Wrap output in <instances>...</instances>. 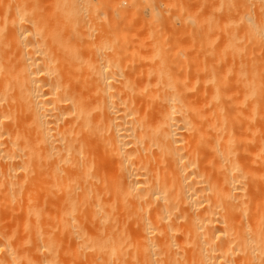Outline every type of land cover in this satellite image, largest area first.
<instances>
[{"label":"bare ground","instance_id":"1","mask_svg":"<svg viewBox=\"0 0 264 264\" xmlns=\"http://www.w3.org/2000/svg\"><path fill=\"white\" fill-rule=\"evenodd\" d=\"M117 1L109 13L104 0H0V264H264V0L255 15L240 0V34L225 12L238 0H198L200 16L181 0L197 34L182 12L175 32L169 3ZM140 25L159 38L127 42ZM188 30L209 91L185 86ZM245 42L262 78L226 66ZM156 57L155 82L120 72Z\"/></svg>","mask_w":264,"mask_h":264},{"label":"rangeland","instance_id":"2","mask_svg":"<svg viewBox=\"0 0 264 264\" xmlns=\"http://www.w3.org/2000/svg\"><path fill=\"white\" fill-rule=\"evenodd\" d=\"M104 1L107 2V3H106V5L108 6L107 8H109V7L111 8V5H112V7H113L114 4L119 8V6L117 5L118 3H116L117 0H116V1L113 0L114 2H113L112 0H104ZM118 1H119V0H118ZM118 1H117V2H118ZM122 1H123V2H122ZM155 1H156V3H155V2H154V3H155L157 6H161V8H162L163 4L165 5V4H168V3H169L168 6L171 5V6H169V7H168V6H166V7L163 6V7H165V8H163V9H166V14H168V12H170V13L172 12V13H173L172 15L169 13V14L171 15V16H170V19H172L171 21H172V23H175V24H173V25H176V27H177L178 24L181 25V24H180L181 19H180V16H179V15L181 14L180 12H182L185 16L182 14L183 17L181 16V18L186 19V20L188 21L189 26H188V25H187V26L190 27V28H189L190 30H191L192 26L194 25V26H193V29L195 28V29H194V30H195V33H194V30L192 29L194 34H197V33L199 32L198 30H200V29H197L196 24L194 23V20L192 19V18H194V15H195V13H194V14L192 13V10H193L192 6L195 5V4H192V3H196V1H197L196 5H195V6H196L195 9L197 8L196 12L199 11V13L197 12L198 15H199V14L201 15V11H200V10H203L204 8H205V9H204V11H202V15L206 14L205 12L207 11V7H210V6H208L209 3H207V2H202V1H199V3L201 4V2H202V4H201V5L199 4V6H197V4H198V0H196V1H195V0H192V1H193L192 3H191V0H188V2L190 1L189 4H188L187 2L185 3L186 0H185V1L182 0V1H184L183 4H182L181 0H176V1H175V0H172L173 2H172L171 0H169V2H165V1H168V0H164V1L162 0L163 3H162L161 0H158V1L155 0ZM174 1H175V2H174ZM178 1H179V2H178ZM203 1H205V0H203ZM206 1H207V0H206ZM208 1H211L212 3H211V2H210V3H211L213 6H216L219 0H216V1H215V0H213V1H212V0H208ZM246 1H247V2H246ZM246 1H245V0L242 1L243 6H244V7H248V6L250 7L251 5H253V6L250 7V8H252V10H254V11H252V12H254L253 15H255V13H256L255 11L257 10L256 7H255L256 4H253V2H250V1H252V0H249V1L246 0ZM126 2L129 4V3L131 2V0H130V2H129V0H127ZM159 2H160V3H159ZM164 2H165V3H164ZM170 2H172L173 5L170 4ZM213 2H214V3H213ZM235 2H236V3H235ZM235 2H234V3L232 2L233 4H235V5L232 4L234 7L230 4V5H231V6H229L230 9H228V10H230V11H225V10L222 11V12H224V11L227 12V13H226V14H227L226 16H228L229 14L234 13L232 16H233V18H235V14L238 15V13H239V15H240L241 12H242V13L244 12V9H247V11H248V8H244V7H242V5L240 4V2H241L240 0H238V4H237V1H235ZM244 2H245V4H244ZM249 2L252 3V4H250ZM121 3H124V0H121V2H119V4H121ZM177 3L179 4V8H180V9L177 8V7H178V4H177ZM190 3L192 4V5L190 6V7L192 8V10L190 9V10H191V11H190V14H193L192 17H190L191 15H188V14H189V11H188L187 9H185V8H187V7L182 8V7H183L182 5L186 6V4H187V5H190ZM203 3H204V4H203ZM109 4H110V5H109ZM125 4H126V3H125ZM128 4H127V5H128ZM159 4H160V5H159ZM175 4H177V6H176ZM181 4H182V5H181ZM206 4H207V5H206ZM211 4H210V5H211ZM115 5H114V6H115ZM121 5H123V4H121ZM236 5H237V6L241 5L242 8H241L240 6L237 7ZM254 5H255V6H254ZM124 6L126 7V5H124ZM128 6H129V5H128ZM128 6H127V7H128ZM172 6H173V7H172ZM174 6H176V7H174ZM181 6H182V7H181ZM202 6H203V7H202ZM213 6H212L211 9H213L214 11H215V10H219V12H221L222 9H217L216 7H215V9H214ZM141 7H142V6H141ZM188 7H189V6H188ZM198 7H199V8H198ZM201 7H202L203 9H200ZM110 8L108 9V10H109V13H111ZM129 8H130V6H129ZM168 8H170V10H171V9L173 10V8H174V9L177 8V10L179 9L180 11H178V12H176L177 10H175V11H174V10H173V11H172V10H171V11L169 10V11H168ZM181 8H182V9H181ZM225 8H226V7H225ZM225 8H224V9H225ZM233 8H236V9H235L236 11H232V10H234ZM240 8L242 9V11H241ZM250 8H249V10H250ZM253 8H254V9H253ZM127 9H128V8H126V10H127ZM155 9H156V12H157L159 18H160V16H161V18H162V14H163V13L161 14V12H158L159 10L157 9L156 6H155ZM183 9L186 10V11H182ZM195 9H194V11H195ZM208 9H209L208 12L211 14V16H212V14H213L214 16H212V17H214L215 19H216L217 17H218V19H219V15H221V14L224 16L223 13H221V14H219V15H218V13H215V14H214V13H213V12H214L213 10H210V8H208ZM237 9H238L239 11H238ZM128 10H129V9H128ZM226 10H227V9H226ZM211 11H213V12H211ZM231 11H232V12H231ZM240 11H241V12H240ZM184 12H188V13L185 14ZM217 12H218V11H217ZM225 12H224V13H225ZM249 12H250V14H252V13H251V10H250ZM143 13H145V15H148V13H149L148 8H147V6H145V5H144V7H142V14H143ZM159 13H160L161 15H160ZM176 13H177V14L179 13V14L177 15ZM216 14H217V15H216ZM176 15H177L179 18H178ZM186 15H187V17H186ZM200 15H199V16H200ZM222 15H221V17H223ZM237 15H236V18H235L236 21L232 18L231 15H230V18H232V19H230L229 17L227 18L226 16H225V18H224V19L227 18V19H226L227 25L230 23V24L228 25V26H229V27H228V31H229V33H230V30L232 31V33H233V32H238V31H239L238 33L240 34V33H243V32H244V31L241 30L242 28H245V27L243 26L244 23H243V21L241 22V19H240L239 22L237 23V21H238V19H239V18H238L239 16H237ZM164 16H166L165 13H164ZM167 16H168V15H167ZM216 16H217V17H216ZM221 17H220V18H221ZM162 19H163V18H162ZM162 19H161V20H162ZM178 19H180V20H178ZM222 19H223V18H222ZM228 19H229V20H228ZM164 20H165V23H166V18H164ZM175 20H176V21H175ZM186 20H185V21H186ZM219 20H220V19H219ZM233 20H234V22H233ZM179 21H180V22H179ZM187 21H186V24H187ZM234 23L237 24V25H235ZM159 24H160V25H159ZM163 24H164V22H163ZM142 25H143V24H142ZM142 25H140L141 28L138 29L139 31L137 30V31H138L137 35H135L137 38H136L135 36L132 35V33H134V32L136 33V32H137L135 29L132 30V33H131V34L128 33L129 36L131 35V36H133V37H130V39H132V40H129V38H128V39H127V42H128V41H129V42H130V41H131V42L133 41V42H134V43L132 42L133 45H134L135 43L137 44V42H138L137 40H139V37L141 38V35H142V33H143L144 30H146V31L144 32L145 34L143 33V35H142L143 38H141L140 40H142V41L144 42V39L147 38L145 35H148L149 40H147L148 38L145 39V41H146V40L148 41V42L146 41V44L151 43V41H153L152 36H153V37H156V36H157V32L155 31V30H156V27L153 26V27H155V28H153V27L151 26V28H150V25H149V27L146 25L147 27H146V29H145V25H144V26H142ZM158 25H159V27H160V26L163 27V28L160 27V29H159L161 34H163V33L166 32V34H167V33H168V34L170 33V34L172 35V33H173V32H171L172 28L170 29L169 27L172 26L173 29L175 28V26H173L172 24L169 25V24L166 23V25H169V26H166L167 28H169V30L167 29V31H165V32L162 33V31H164L163 29L165 28V24H164V26H163V25L161 24V22H160V23H158ZM179 25H178V26H179ZM230 25H231V26H230ZM239 25H240L241 27H240ZM232 26H234V27L232 28ZM235 26H236V27H235ZM157 27H158V26H157ZM159 27H158V28H159ZM181 27H183V26H179L180 29H178V27H177V29L175 28V32H176V31L179 32V30L185 31V30H183V29H185V28H186V30H187V27H186V26H185V28H181ZM137 28H138V27H137ZM158 28H157V29H158ZM140 29H141L142 31H141ZM149 29H150V30H149ZM151 29H153V30H152V33H151ZM154 29H155V30H154ZM229 29H230V30H229ZM165 30H166V29H165ZM243 30H244V29H243ZM148 31H149L150 33H149ZM172 31H174V30H172ZM139 32H141V35H140ZM154 32H155L156 36H155ZM191 32H192V31H191ZM191 32L188 30V34H187V35H189ZM180 33H181V31L179 32V34H180ZM183 33H185V32H183ZM186 33H187V31H186ZM186 33L183 34V35L187 36ZM217 33H219V31H218ZM164 35H165V34H163V36H162V35L160 36L159 33H158V36H160V38H162V39H163ZM171 35H169V36H171ZM176 35H177V36H176ZM191 35H192V34H190V36H191ZM213 35H214V34H212V36H213ZM216 35H217V34H216ZM127 36H128V35H127ZM129 36H128V37H129ZM144 36H145V37H144ZM158 36H157V37H158ZM167 36H168V35H167ZM167 36L165 35V37H167ZM169 36H168L167 38H171V37L173 38V35H172L171 37H169ZM174 36H175L174 40H175V39L177 40V38H178L179 35H178V33H177V34H175ZM190 36H189V37L187 36V38H185V37H183V36L181 35V37L185 38V39H182V41L185 40V43H186V44H187V43H188V44L190 43L189 46H188V44H187V47H186V46H185V43H184V42H181V40H179V42L177 41V43H180V42H181V45H184V46L186 47L187 50H188V48H190L189 51L192 52V54L194 55L193 57H195V59H194L193 61H191L190 65H189V64H185V65H183V66H181V65H176V66H179V68H180V66H181V67H182V68H181L182 71H184V70L186 69V72H187V74H188V78H187V80H186L185 86H187V88H191V87H192V90L194 89V91H195V90H201L202 88H204V89L201 90V91H203V90H205V88H206V90L209 91V90H211V89L213 88V86L210 85V84L205 85V84H207V83L205 82V80H206V78H207V76H208V72H207L206 70H204L203 73H202V71H199L200 74L194 72V71L197 72V68H198V66H199L198 64L200 63V57L203 59V50H202V49H201V50H200V49H197L198 46H197L196 44H195V46H192V45H193L192 42L195 41V36H191L192 39L194 38V40H192L191 42H189L188 39L191 38ZM213 37H214V36H213ZM219 37H220V36H219ZM219 37H217V39H218ZM158 38H159V37H158ZM221 38H222V37H221ZM150 39H151V40H150ZM178 39H181V38H178ZM214 39H215V37L213 38V40H214ZM217 39H215V40H217ZM135 40H136V41H135ZM165 40H166V39H165ZM171 40H172V39H171ZM222 40H223V39H222ZM222 40L219 39L218 42H217V41H213V43H214V42L216 43V44H214L213 46L216 47L215 45H218L219 42L222 41ZM161 41L164 42V39L161 40ZM172 41H173V40H172ZM165 42H166V43L169 42L168 44H171V45H172V44L175 43L176 41H175V42L173 41L172 43H170V39H169V40L167 39ZM132 43H131V44H132ZM144 43H145V42H144ZM177 43H176V44H177ZM183 43H184V44H183ZM221 43H223V41H222ZM128 44L131 45L130 43H128ZM164 44H165V43H164ZM245 44H247V45L245 46ZM133 45H131V46H133ZM171 45H170V46H169V45H168V46L166 45V47H165L164 50H165L166 52H168L169 50H170V51L174 50V48H175L176 45H175V44L172 45V46H171ZM179 45H180V44H179ZM219 45H220V44H219ZM173 46H174V47H173ZM213 46H212V47H213ZM220 46H221V45H220ZM244 46H245V47H243V50H241L240 53H239L240 55H239L238 52H237V54H238V55H237V56H238L237 59H236V55L233 54L234 58H232L233 56L231 57V56H229L230 54H227V56H228V57H231V58L233 59V61H232V59H228V60H231L232 62L229 63V62L227 61L228 63L226 62V66L229 65V64H231V63H233L235 66H236V65H237V66L239 65V66H238L239 68H237V69H241V68H242L241 70H242V71H245V72L248 70V67H249L250 70H248V71L246 72V74H247V73H250V72H252V71H256V70H257L256 72L261 73V74H260V75H261L260 77L262 78V72H263V71H262V67H263V66H262V64H263L262 61H260V62L262 63V64L260 65V64H259L260 62L258 63V62L255 60L257 57H253L254 54L252 55V52L254 51V49H252L253 51L250 49V48H252L253 46L249 45V44L246 43V42L244 43ZM167 47H168V50H166ZM170 47H173L172 50L169 49ZM176 47H177V46H176ZM192 47H193V48H192ZM194 47H197V48H194ZM249 47H250V48H249ZM210 48H211V47H209V49H210ZM218 48H219V46H218ZM218 48H216V49H218ZM248 48L251 50V51H250V52H251L250 55H251V57H252L251 59L249 58L250 55H249V52H248V51H249ZM253 48H254V47H253ZM255 48H257V47H255ZM162 49H163V48H162ZM209 49H208V51H209ZM247 49H248V50H247ZM149 50L151 51V49H149ZM187 50H185V51H187ZM194 50H195V51H194ZM198 50H200V51H198ZM211 50H212V49H211ZM246 50H247V51H246ZM197 51H198L200 54H199V53H196ZM208 51H207V52H208ZM243 51H244L245 53H244ZM255 51H257V52L255 53ZM255 51H254V53H255L257 56L260 57V60H262V57H261V53H262V51L259 50L258 48L255 49ZM260 51H261V53H258V52H260ZM191 52H185V53H188L189 56H191ZM201 52H202V54H201ZM234 52H235V51H234ZM234 52H231V53H234ZM241 52H242V53H241ZM204 53H205V52H204ZM235 53H236V52H235ZM247 53H248L249 56H246ZM257 53H258V54H257ZM245 54H246V55H245ZM259 54H260V55H259ZM199 55H200V56H199ZM241 55H242V56H241ZM239 56L241 57V59H243V57L245 58L244 61H243L244 63H243V62H242V64L240 63L242 60H240V57H239ZM198 57H199V59H198ZM259 57L257 58L258 61H259ZM196 58L199 60L198 64L195 63V62H196ZM225 58H226V57H225ZM238 58H239V59H238ZM235 59H236V60H235ZM246 59H247V60H246ZM248 59H249L250 61H251L252 59H254V60L256 61V63L254 62V60H252V61L250 62V61H248ZM154 60H155V62H154ZM224 60L226 61L227 58L224 59ZM224 60L222 61L223 64H222L221 61H220V62H221V64H220V62H219L218 60H214V61H216V62H218V63L214 62V63H212V65L216 63V64L213 65V66H214V67L216 66L215 68H216L217 70H219V69L217 68V66H218V67H221V68H222L221 70H223V69L226 68V69H225V71H226V70H227V67H226L225 64H224V63H225ZM234 60H235V61H234ZM122 61H123V62L120 61V65H121V66L119 65V66H120V67H119L120 72H121L122 69H124V68H128V69H124V70H123V71H125V73H123V71H122V73L124 74L125 77H126V74H127V75L129 76L128 78H130V77L132 78V77H133L132 75H134V72H135V71H136L135 74L138 73L137 75H134L133 79H131V80H133V82L130 80V81H131V84L134 83V82L136 81L135 84H132V86H134L135 88H136V87H137V88L140 87V84H141L143 81L148 80V78H149V80L154 81L155 79H154V78H151V77H153L152 75H148V74L146 75V74H144V72L146 71V73H147V70H148V69L152 70V69H153L152 67H154V66L157 67L156 64H158V63H159L158 65H161V64H162V63H160V60H159L158 57H156V59H155V58H152V60H150V61H149V60H147V61H146V60H142V62L144 61L143 63H146V64H144V66H143V63H142V62H141V64H140L139 62L136 63V64H135L136 66H135L134 63H133V61H130V62H131V65H130L129 61H128V60H125V61H128V62H126V63L128 64V67H127V64H126V66L124 67V66H122V63H123V65H124V64H125V61H124V60H122ZM148 61H149V62H148ZM151 61H152L151 64L153 65L152 67H151V65H149ZM247 61L249 62V63H248L249 65H247V63H245V62H247ZM147 62H148V65H147ZM168 62H169V61H168ZM193 62H194V63H193ZM210 62H213V61H209L208 63H206V64H207V67H209L207 70H209V69L211 70V68H210V67H211V66H210L211 64H209ZM236 62H237L238 64H236ZM254 63H255V64H254ZM167 64H168V63H167ZM208 64H209V65H208ZM218 64H220V66H219ZM233 64H231L230 67L232 66V67H234L233 69H236V67H235ZM132 65H133V66H132ZM140 65L143 66V67H145V68H142V67H141V69H140ZM169 65H171V67L173 66L172 69L175 68V65L171 64L170 62H169V64H168V67H170ZM195 65H196L197 67H196ZM223 65H224L225 67H224ZM241 65H242V66H241ZM244 65H246L247 67L244 66ZM251 65H252V66H251ZM253 65H254V66H253ZM257 65L262 66V67H261V68H260V67L258 68ZM138 66H139V67H138ZM147 66H148V67L150 66L151 68H150V67H149V68H146ZM192 66H193V67H192ZM194 66L196 67V69H195ZM256 66H257V67H256ZM122 67H123V68H122ZM135 67H136V68H135ZM137 67H138V68H137ZM189 67H190V68H189ZM191 67H192V68H191ZM214 67H212V69H214ZM232 67H231V68H232ZM252 67H253V69H255V70H253ZM134 68H135V69H134ZM179 68H176V70H177L176 73H175V70H174V73H175V74H178V72H179V74H180V70H178ZM183 68H184V69H183ZM187 68H188V69H187ZM231 68H230V69H231ZM119 69H118V70H119ZM131 69H132V70H131ZM137 69H138V70H137ZM172 69L170 68L171 72L173 73V70H172ZM191 69H192V70H191ZM233 69H232V70H229V71H232V73H234V72L237 70V69H236V70L234 71ZM251 69H252V70H251ZM130 70H131V71H130ZM189 70H190V71H189ZM210 70H209V71H210ZM214 70H215V69H214ZM258 70H260L261 72L258 71ZM140 71L143 73V74L140 73V75L142 74L141 77L139 76V72H140ZM188 71H189V72H188ZM192 71H193V72H192ZM227 71H228V70H227ZM229 71H228V72H229ZM233 71H234V72H233ZM184 72H185V71H184ZM190 72H191V73H190ZM128 73H129V74H128ZM182 73H183V72H182ZM192 73H193V75H192ZM205 73H206V74H205ZM179 74H178V75H179ZM230 74H231V72H230ZM230 74H229V75H230ZM144 75H145L146 77H145ZM195 75H199V77H200V79H201V81H202V82H201V81H198V84L196 83L197 85L194 84ZM136 76H137V77H136ZM147 76H148V77H147ZM150 76H151V77H150ZM232 76H233V75H232ZM135 77H136V79H135ZM142 77H144L143 80H142V79L140 80V78H142ZM260 77H258V79H259ZM120 78L123 79L122 77H120ZM229 78H233V77L230 76V77H228V79H229ZM261 78H260L259 80H261ZM121 79H120V80H121ZM189 79L192 80L191 83H189V82H190ZM233 79H234V78H233ZM233 79H231V80H230V79L227 80V83H228L229 81H231L232 83H234V80H235V79H234V80H233ZM195 80H196V79H195ZM232 80H233V81H232ZM139 81H140V84H138L139 86H136V84L139 83ZM188 81H189V82H188ZM235 81H236V80H235ZM154 82H155V81H154ZM200 82H201V83H204V84H201ZM231 82H229V83H231ZM143 83H144V82H143ZM229 83H228V85H227V84H226V85H227V86H230ZM186 84H187V85H186ZM189 84H192L193 86H191V85H189ZM199 84H200V85H199ZM235 84H236V82L233 84V86H236V85H237V84H236V85H235ZM203 85H205V86H203ZM209 85H210V86H209ZM226 85H225V86H226ZM197 86H198L199 88H197ZM200 86H202L201 89H200ZM121 87H122V86H121ZM121 87H120V88H121ZM195 87H196V88H195ZM223 87H224V86H223ZM224 88H225V87H224ZM226 88H228V89H226V90H229V91L232 90V91H233V89H230V88H233V87H231V86H230V87H226ZM234 89H235V88H234ZM190 90H191V89H189V91H190ZM192 90H191L190 92H193ZM5 215H6V214H4V217H6ZM8 218H10V217H6L7 220L5 221V225H6L8 228H11V227H13V225H14V221H13V219H11V218L8 219ZM8 221H9V222H8Z\"/></svg>","mask_w":264,"mask_h":264}]
</instances>
